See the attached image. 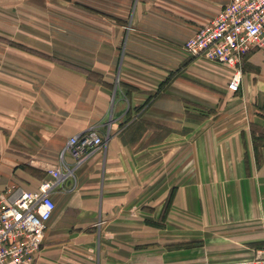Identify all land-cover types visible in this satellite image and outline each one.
<instances>
[{
	"label": "crops",
	"instance_id": "obj_1",
	"mask_svg": "<svg viewBox=\"0 0 264 264\" xmlns=\"http://www.w3.org/2000/svg\"><path fill=\"white\" fill-rule=\"evenodd\" d=\"M229 2L0 0V37L14 42H0V194L37 190L71 136L105 138L54 188L35 264L264 255V146L256 154L252 135L264 127V50L243 59L233 92L234 67L184 48ZM223 123L220 154L192 156L191 136Z\"/></svg>",
	"mask_w": 264,
	"mask_h": 264
},
{
	"label": "built area",
	"instance_id": "obj_2",
	"mask_svg": "<svg viewBox=\"0 0 264 264\" xmlns=\"http://www.w3.org/2000/svg\"><path fill=\"white\" fill-rule=\"evenodd\" d=\"M185 50L235 68L228 88L239 92L243 59L264 50V0H230L218 15L188 39ZM104 136L96 127L73 135L62 151L60 164L49 171L37 190L18 189L0 194V264H35L45 242L48 223L56 209L52 192L75 169L103 147ZM69 154L73 163L66 161ZM215 264H264V255Z\"/></svg>",
	"mask_w": 264,
	"mask_h": 264
},
{
	"label": "rangeland",
	"instance_id": "obj_3",
	"mask_svg": "<svg viewBox=\"0 0 264 264\" xmlns=\"http://www.w3.org/2000/svg\"><path fill=\"white\" fill-rule=\"evenodd\" d=\"M5 41L9 43H14L4 39L3 37H0V42H5ZM15 45L22 47V45L18 43H15ZM198 57H204V56H198ZM232 126L233 125H225V123L221 125H206L205 128H203V130L200 131V134L192 135L191 136L192 156L193 154L198 152V148H201L203 153H206L207 156L220 154V149L222 148L220 142L223 137L226 138L231 136V132H229V128ZM199 137H201V140L198 139ZM199 143L203 145L199 147ZM104 145H105V140L103 146Z\"/></svg>",
	"mask_w": 264,
	"mask_h": 264
},
{
	"label": "trees",
	"instance_id": "obj_4",
	"mask_svg": "<svg viewBox=\"0 0 264 264\" xmlns=\"http://www.w3.org/2000/svg\"><path fill=\"white\" fill-rule=\"evenodd\" d=\"M89 75H92V73L90 72ZM252 135H253V139H254V149H255V152H256V154L259 155L260 154V152H259L260 147L264 146V127L263 128H260L258 130V133L257 134L254 132ZM172 200H173V192L170 195V197H169V199H168V201H167V203L165 205L163 215H165L167 213V211L169 210L170 205L172 203Z\"/></svg>",
	"mask_w": 264,
	"mask_h": 264
}]
</instances>
